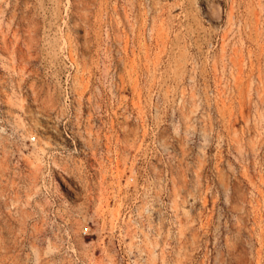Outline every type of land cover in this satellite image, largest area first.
<instances>
[{
    "label": "rangeland",
    "instance_id": "1",
    "mask_svg": "<svg viewBox=\"0 0 264 264\" xmlns=\"http://www.w3.org/2000/svg\"><path fill=\"white\" fill-rule=\"evenodd\" d=\"M0 264H264V0H0Z\"/></svg>",
    "mask_w": 264,
    "mask_h": 264
}]
</instances>
